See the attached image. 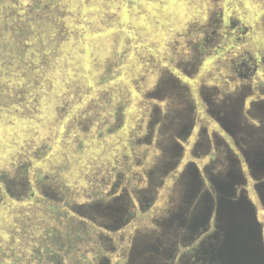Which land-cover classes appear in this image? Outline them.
<instances>
[{"label": "rangeland", "instance_id": "374dc122", "mask_svg": "<svg viewBox=\"0 0 264 264\" xmlns=\"http://www.w3.org/2000/svg\"><path fill=\"white\" fill-rule=\"evenodd\" d=\"M243 54L264 57V0H0V264H214L226 198L264 258V65L240 82Z\"/></svg>", "mask_w": 264, "mask_h": 264}, {"label": "water", "instance_id": "95a60500", "mask_svg": "<svg viewBox=\"0 0 264 264\" xmlns=\"http://www.w3.org/2000/svg\"><path fill=\"white\" fill-rule=\"evenodd\" d=\"M189 195L195 187L194 179L190 178V182L183 184ZM213 211L212 207L203 208L202 215L204 219ZM216 211L221 215H225V226L220 227L224 232L222 237L215 236L216 247L212 249L214 264H264V258L257 253L253 248L257 245L256 237L258 229L252 228L249 224V218L242 217L244 223L237 222V214H246L248 209L242 203L234 204L232 201L220 199L216 203Z\"/></svg>", "mask_w": 264, "mask_h": 264}, {"label": "flooded vegetation", "instance_id": "af4514ba", "mask_svg": "<svg viewBox=\"0 0 264 264\" xmlns=\"http://www.w3.org/2000/svg\"><path fill=\"white\" fill-rule=\"evenodd\" d=\"M230 27L237 30L238 27L236 26V23L233 21H230ZM236 40H238L237 38H235ZM231 63H232V68L234 70V77H237V79L240 82H243L245 80H248L249 76L252 75L258 67L259 65L262 66L264 65V57H260L258 59V61H254L250 56H248L247 54H243V55H238L236 58L231 59ZM152 95L151 93L148 94V97ZM145 99H150V98H145ZM158 99V98H156ZM212 105L210 104V107ZM214 107H211V109H209V111L211 113H213L214 111ZM149 114V113H148ZM163 117L160 113V111L158 110V108L154 109V114L150 117L149 115V121L145 127V131L142 134V136L137 137L135 135H133L134 137H137L138 143H145V144H149L150 141L156 137V140H159L161 137V131H162V127L166 126L165 123L163 122ZM156 124L155 126L151 125L152 123ZM189 125H192V123H189ZM158 147V145H156ZM117 176V175H116ZM112 174L108 173L106 175V180H103V183L101 185H103L102 187L104 188V186L108 185L109 186V192L108 193H113L115 192V188H116V179L115 182L112 180ZM112 183V184H111ZM111 185V186H110ZM56 231L53 230L52 232L43 234L44 239L43 241H47L49 243H51V246H55V239L54 237L56 236ZM100 247H103L102 243L100 244ZM35 254L37 253V250L34 251ZM49 255H46L44 257V261L47 263H52V264H59L62 257L60 256V254H57L54 250H52L51 248L49 249V251L47 252ZM63 253V252H62ZM64 255V254H63ZM39 256V255H38ZM37 259V262H40V257H34ZM65 258V255H64ZM87 257L84 256L83 254L80 256V260L79 262L82 264L87 263ZM78 261V260H77ZM76 261V262H77ZM105 262H107L106 259H103V257H100V259L98 260L97 264H105Z\"/></svg>", "mask_w": 264, "mask_h": 264}]
</instances>
